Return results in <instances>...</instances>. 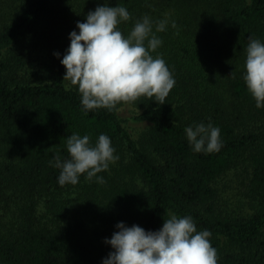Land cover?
Here are the masks:
<instances>
[{
    "label": "trees",
    "instance_id": "1",
    "mask_svg": "<svg viewBox=\"0 0 264 264\" xmlns=\"http://www.w3.org/2000/svg\"><path fill=\"white\" fill-rule=\"evenodd\" d=\"M104 4L129 12L117 26L125 37L152 21L162 43L150 54L175 80L164 104L86 110L63 81L70 33ZM250 37L264 44V0H0V264H103L111 245L92 226L155 232L173 214L211 233L217 264H264V107L243 79ZM128 120L147 128L136 138ZM199 124L220 129L218 152L194 151L185 128ZM72 134L92 146L108 136L119 158L61 186L54 157L70 159Z\"/></svg>",
    "mask_w": 264,
    "mask_h": 264
},
{
    "label": "clouds",
    "instance_id": "2",
    "mask_svg": "<svg viewBox=\"0 0 264 264\" xmlns=\"http://www.w3.org/2000/svg\"><path fill=\"white\" fill-rule=\"evenodd\" d=\"M129 19L125 7L104 4L88 12L86 22H77L79 33H70V46L61 60L66 69L63 81L78 86L81 104L86 110L111 111L118 103L134 102L140 97L164 104L175 85L165 61L150 54L162 43L152 33L150 18L144 16L136 21L125 37L117 26ZM167 23V20L158 21L156 31H164ZM172 27L176 28L175 22ZM55 55L59 57V53ZM245 69L243 79L247 90L256 107H264V44L251 37ZM185 133L195 152H218L222 147L220 129L211 124L187 127ZM67 151L68 160L54 157L55 166L61 169L58 177L61 186L76 185L78 177L85 173L86 179L91 180L119 158L114 156L110 138L103 134L94 146L90 145L89 136L72 134L67 138ZM97 182L103 184L105 180L98 177ZM116 228L118 231L105 241L114 251L103 264H217V251L209 240L211 233L197 232L190 216L178 218L173 214L155 232H146L138 225L127 227L123 222Z\"/></svg>",
    "mask_w": 264,
    "mask_h": 264
},
{
    "label": "rangeland",
    "instance_id": "3",
    "mask_svg": "<svg viewBox=\"0 0 264 264\" xmlns=\"http://www.w3.org/2000/svg\"><path fill=\"white\" fill-rule=\"evenodd\" d=\"M132 107H126L124 110H122V113L124 115H130L131 111H132ZM126 124L128 125V127L130 128L131 132L133 133L134 137H139L141 136L142 132L147 128V125H145V123H138V122H133V121H127ZM89 205L88 203H81V202H76L75 203V207L78 208V214H80L82 216V213H86V209L85 207ZM99 226H97V228L95 229V226L91 227V233L93 234L94 237H97V240L100 242H105L106 239L109 240V236L112 237V235H108L109 232H107L106 229H108L109 227H112L114 225V222L109 220V223L107 224V228H105L103 225L104 223H99ZM110 231V230H108ZM102 250H103V254L104 256L108 255L110 252L114 251V249H112V247H105L104 245L102 246Z\"/></svg>",
    "mask_w": 264,
    "mask_h": 264
}]
</instances>
